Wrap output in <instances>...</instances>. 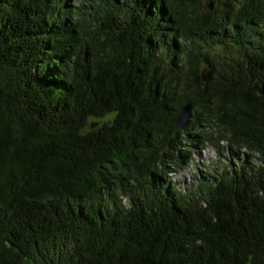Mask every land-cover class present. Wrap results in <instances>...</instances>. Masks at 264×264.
<instances>
[{"label": "trees", "instance_id": "1", "mask_svg": "<svg viewBox=\"0 0 264 264\" xmlns=\"http://www.w3.org/2000/svg\"><path fill=\"white\" fill-rule=\"evenodd\" d=\"M263 80L264 0H0V264H264Z\"/></svg>", "mask_w": 264, "mask_h": 264}, {"label": "rangeland", "instance_id": "2", "mask_svg": "<svg viewBox=\"0 0 264 264\" xmlns=\"http://www.w3.org/2000/svg\"><path fill=\"white\" fill-rule=\"evenodd\" d=\"M228 161L229 155L226 144L220 142L217 145L213 141H208L201 148L192 150L190 161L181 169L172 172L169 179L179 182L180 187L184 189L187 185L190 186L192 182L197 181L201 170L208 172L212 168L209 172L214 175L213 169L223 168Z\"/></svg>", "mask_w": 264, "mask_h": 264}, {"label": "water", "instance_id": "3", "mask_svg": "<svg viewBox=\"0 0 264 264\" xmlns=\"http://www.w3.org/2000/svg\"><path fill=\"white\" fill-rule=\"evenodd\" d=\"M214 8V3L211 1L208 4L205 5L204 10L211 11ZM201 77L202 80H204L206 83L209 82L211 79V70L208 67H202L201 70ZM259 92L261 93V97L264 100V80L261 83V86L259 88ZM192 105L190 102H188L179 112L177 119L175 121V129L176 130H184L189 121H191L193 118L196 117V112L194 111V114H192Z\"/></svg>", "mask_w": 264, "mask_h": 264}]
</instances>
